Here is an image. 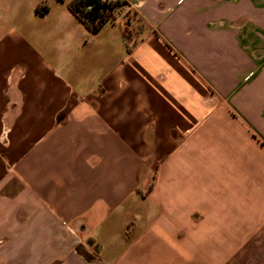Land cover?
Here are the masks:
<instances>
[{
  "label": "crops",
  "instance_id": "0c3cea01",
  "mask_svg": "<svg viewBox=\"0 0 264 264\" xmlns=\"http://www.w3.org/2000/svg\"><path fill=\"white\" fill-rule=\"evenodd\" d=\"M69 1L0 0V264H264V0Z\"/></svg>",
  "mask_w": 264,
  "mask_h": 264
},
{
  "label": "trees",
  "instance_id": "16d2710c",
  "mask_svg": "<svg viewBox=\"0 0 264 264\" xmlns=\"http://www.w3.org/2000/svg\"><path fill=\"white\" fill-rule=\"evenodd\" d=\"M120 0H70L67 4L71 13L86 27L90 33H96L110 16L113 6L120 4ZM90 5L91 8L86 7ZM78 250L87 258L92 259L93 256L86 252L82 247Z\"/></svg>",
  "mask_w": 264,
  "mask_h": 264
},
{
  "label": "built area",
  "instance_id": "2783aa9c",
  "mask_svg": "<svg viewBox=\"0 0 264 264\" xmlns=\"http://www.w3.org/2000/svg\"><path fill=\"white\" fill-rule=\"evenodd\" d=\"M86 8L90 9L91 6L88 5ZM130 9H131V6L128 5L127 3H125V2H121L120 4H117V5L113 6V8L111 9L112 16L109 17L107 22H113V21L117 20L118 18L123 16L125 11H128ZM123 29H124V33L126 35H129L130 30L128 29V26L126 24L123 25Z\"/></svg>",
  "mask_w": 264,
  "mask_h": 264
},
{
  "label": "rangeland",
  "instance_id": "374dc122",
  "mask_svg": "<svg viewBox=\"0 0 264 264\" xmlns=\"http://www.w3.org/2000/svg\"><path fill=\"white\" fill-rule=\"evenodd\" d=\"M124 17H127V21L125 22L126 25L128 26V28L134 29V26L132 25V22L130 21V19L132 20L135 17V13L133 12V10H128L125 11L123 14Z\"/></svg>",
  "mask_w": 264,
  "mask_h": 264
}]
</instances>
